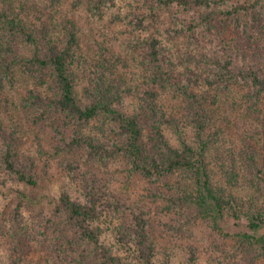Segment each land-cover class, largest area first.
<instances>
[{
    "label": "trees",
    "instance_id": "trees-1",
    "mask_svg": "<svg viewBox=\"0 0 264 264\" xmlns=\"http://www.w3.org/2000/svg\"><path fill=\"white\" fill-rule=\"evenodd\" d=\"M62 1L0 0V196L17 197L0 220L7 264H167L156 259L146 211L127 205L100 169L112 162L143 179L163 212L180 215L178 224L208 220L236 251L264 264V165L244 127L264 115V0H141L137 27H162L172 49L156 35L145 40L136 93L118 86L124 75L104 54L77 61L75 22L43 23L46 7ZM105 1L73 0L72 7L97 13ZM182 43L188 49L180 55ZM170 91L178 111L163 105ZM233 109L249 117L237 119ZM230 134L239 139L222 159L225 180L251 179L247 198L213 181L210 153ZM40 154L52 157L82 199L63 189L46 212L36 210L37 198L20 186L40 185ZM227 217L243 227L227 229Z\"/></svg>",
    "mask_w": 264,
    "mask_h": 264
},
{
    "label": "rangeland",
    "instance_id": "rangeland-1",
    "mask_svg": "<svg viewBox=\"0 0 264 264\" xmlns=\"http://www.w3.org/2000/svg\"><path fill=\"white\" fill-rule=\"evenodd\" d=\"M72 2L73 0H63L57 6H47V10L42 14L43 23L54 28L53 25L60 27L67 22H75L78 38L77 61L85 64L88 59H96L101 54L112 59L111 64H114L116 69L124 75L125 83H123V79L117 82L123 91H126L127 87L131 88L132 91L134 90V92L140 88L141 78L138 77L140 74L136 70L141 65L143 44L147 38L156 35L161 39L164 49H172L167 33L162 27H159L157 31L149 28L140 30L137 27V20L144 17L141 0L105 1V5L97 13L89 11L88 4H83L75 10L72 7ZM178 43L180 44V41ZM181 45H183L181 51L177 52L183 55L188 48L185 47L184 43ZM132 91L127 95H132ZM124 96L126 95L124 94ZM161 100L168 110L178 111L179 106H181L173 96L172 91L164 94ZM124 101H126L125 105H128V109L134 100L132 96H128L125 97ZM234 110H232V113ZM233 114L237 119L242 120L249 117L248 112ZM251 125L253 126L251 130L249 129V123L244 127L249 130L250 136L253 137V142L261 154L259 161L264 165V115L260 118L256 117ZM228 129L230 131L233 129L232 132H234V128H231V126ZM236 139L239 138L234 134L224 136L221 142L216 143V149L210 153L212 156L210 157L216 160L213 181L216 187H223L226 192L232 195L239 193V196L247 198L255 189L251 179L240 176L236 183H234V180L232 183H227L225 180L226 165L222 159L234 151V144L237 143ZM169 140L176 145L177 141L174 136H169ZM233 155L237 159V151ZM40 156L42 157H40V165L46 164L45 168L43 167L46 173H40V185L34 188L20 186L23 190L31 191L33 197L37 198L39 207L36 210L46 212L51 203H55L56 198L63 189L69 190L73 197L82 199L81 194L74 191L73 185L67 176L63 175L58 169L55 161L50 160L52 157L44 154H40ZM100 169L109 173V185L128 197L127 205H137L146 211L151 238L155 245L156 259L159 263L189 264L193 261V264H259L257 260H253L251 255L247 256L241 250L236 251L238 249L237 244L231 238L224 237L221 232L213 228L208 220L181 221V225L178 224L176 220H179L180 215L177 217L175 214L163 212L162 207H159L160 202L147 195L144 188L146 182L139 177H127L122 164L112 162L108 165H102ZM10 203L12 206L17 203V197L11 193L0 196V220L4 217L6 219L7 208L5 206ZM23 206L26 205L23 204ZM23 209L28 214L27 208ZM118 223L117 220L114 221L111 224L112 228L116 230ZM222 224L227 229H231L234 224L243 227L242 222L228 217L225 218ZM113 229L109 230L104 237L108 244L113 243L115 240L116 234L112 231ZM191 251L194 253L193 255H191ZM7 263L6 251L0 245V264Z\"/></svg>",
    "mask_w": 264,
    "mask_h": 264
}]
</instances>
